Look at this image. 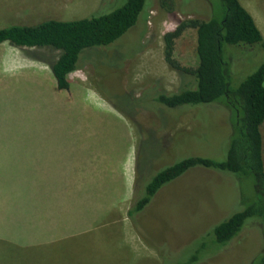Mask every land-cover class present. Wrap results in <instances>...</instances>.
Returning a JSON list of instances; mask_svg holds the SVG:
<instances>
[{
  "label": "rangeland",
  "instance_id": "obj_1",
  "mask_svg": "<svg viewBox=\"0 0 264 264\" xmlns=\"http://www.w3.org/2000/svg\"><path fill=\"white\" fill-rule=\"evenodd\" d=\"M161 1L146 0L136 25L112 45L84 51L68 75L67 90H53L55 81L52 75L48 78L59 52L0 45V121H8L3 111L13 112L9 121L15 123L29 109H39L50 138L91 145L96 155L91 162L98 170L113 155L118 156L114 168L120 169L128 155L129 209L159 170L188 157L225 160L232 134L229 111L222 104L168 109L155 101L161 93L178 92L185 81L164 59L163 36L181 22L205 21L211 15L208 0ZM239 1L264 38V0ZM124 2L0 0V28L99 16ZM195 47V30H185L175 40V60L195 68ZM223 53L232 88L264 60L255 48L224 45ZM262 136L264 159V124ZM125 182L117 185L125 187ZM252 183L230 173L192 168L163 186L140 213L128 216L122 201L113 200L97 209H81L74 233L50 238L47 246L26 249L1 243L0 264H252L264 249L261 221L248 219L221 247L212 234L217 224L253 202ZM65 221H70L67 215ZM60 222L52 223L57 230Z\"/></svg>",
  "mask_w": 264,
  "mask_h": 264
},
{
  "label": "trees",
  "instance_id": "obj_2",
  "mask_svg": "<svg viewBox=\"0 0 264 264\" xmlns=\"http://www.w3.org/2000/svg\"><path fill=\"white\" fill-rule=\"evenodd\" d=\"M211 15L205 20H187L163 36L164 59L185 79L178 92L159 94L155 101L168 109L222 104L230 115L231 136L223 161L206 157H188L156 172L137 196L128 216L140 213L165 185L192 168L226 172L252 180L255 198L243 210L217 224L214 244L226 245L248 219L261 221L264 227V60L235 88L224 60L223 46L255 48L263 54L264 38L251 14L239 0H208ZM146 0H125L112 11L70 21L46 20L36 25H12L0 28V45L15 48L50 49L59 52L50 72L58 90L69 88L68 75L77 68L80 55L94 48L108 47L123 37L138 22ZM164 4V0L161 1ZM187 29L196 33L197 66H181L175 60V40ZM252 264H264V249Z\"/></svg>",
  "mask_w": 264,
  "mask_h": 264
},
{
  "label": "crops",
  "instance_id": "obj_3",
  "mask_svg": "<svg viewBox=\"0 0 264 264\" xmlns=\"http://www.w3.org/2000/svg\"><path fill=\"white\" fill-rule=\"evenodd\" d=\"M48 78L52 80L51 73ZM51 86L58 90L54 82ZM27 113L11 123L13 112L3 111L8 121H0V244L47 246L50 238L74 233L81 209H97L113 200L122 201L128 211V176L132 178L128 155L122 168H114L118 156L113 155L98 170L91 162L96 155L90 144L50 138L43 113L39 109ZM122 180L127 186L117 185ZM55 221H61L58 230Z\"/></svg>",
  "mask_w": 264,
  "mask_h": 264
}]
</instances>
